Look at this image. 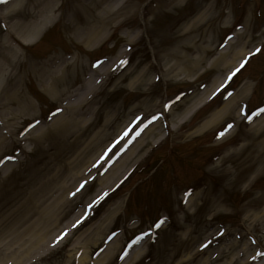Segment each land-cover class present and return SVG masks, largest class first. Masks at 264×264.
Returning <instances> with one entry per match:
<instances>
[{
  "label": "rangeland",
  "instance_id": "374dc122",
  "mask_svg": "<svg viewBox=\"0 0 264 264\" xmlns=\"http://www.w3.org/2000/svg\"><path fill=\"white\" fill-rule=\"evenodd\" d=\"M107 1V38L91 47L68 26L86 28L92 0H50L53 19L38 39L8 37L18 62L4 73L20 74L15 87L33 109L2 107L9 132L26 124L19 143L15 134L0 143V255L17 248L13 234L27 238L28 225L47 222L50 242L16 264H264V127L250 128L264 116V0ZM11 2L0 0V12ZM121 52L106 74L93 73L101 82L76 105L77 126L49 125L72 117L40 90L37 74L61 72L59 88L72 95ZM221 52L234 63L217 62ZM3 82L10 87L0 80V99ZM231 96L228 113L189 134Z\"/></svg>",
  "mask_w": 264,
  "mask_h": 264
},
{
  "label": "bare ground",
  "instance_id": "6f19581e",
  "mask_svg": "<svg viewBox=\"0 0 264 264\" xmlns=\"http://www.w3.org/2000/svg\"><path fill=\"white\" fill-rule=\"evenodd\" d=\"M82 2V1H81ZM22 0H12L10 4H8L5 9L0 12V23L4 26L5 33L4 35L0 38V59H2L3 64L0 66V80H10V87H6V83L3 82L5 85L2 86V90H7L6 93H4L5 96L2 97L1 102H0V143L3 145L6 142V137L12 136L11 134H15V137H13L11 142L12 144H15V142H18V134L20 133L21 130H23L26 121L22 119L16 126L15 128L9 132L6 129V126L2 122L4 120V115L2 107L5 106L6 103H16V109L19 113H23L26 111V109H33L32 108V102L28 99L27 96H23L16 85L17 80L19 81L20 79V74L18 73L17 75L11 74V73H4V70H6L3 65L8 67H13L17 64L18 62V50L17 48L12 47L10 42L8 41V37L14 36L18 38L21 43L25 45H30L33 43L36 39H38L45 27L49 26V22L53 19V5L50 4V0H25L24 4H21ZM109 2L107 0H92L91 8L93 9L92 13V18L91 20L88 21V24L85 25L86 28L83 31H79L77 28H71L68 26L69 30L74 33L75 40L78 42H82L85 46L91 47L92 44H97L101 39L106 38L107 34L105 33V29H107L108 22L110 20V15L113 13V8L110 6L111 4H108ZM83 5H86L85 3L82 2ZM101 29H99V28ZM104 29V30H103ZM126 54L121 52L120 56L115 57L112 60H109L108 63H103L100 64L94 71L90 72L89 75L85 78L86 81L79 87H76L73 89V94L71 95V92L67 94V89H60L59 84L65 81V76L62 75V73H47L45 72L43 75L37 74V84L40 87V90L45 93L47 96L50 98L56 100V101H61L63 103V109H67L66 112L69 113V116L72 117L70 118H60V115L57 117L58 119H61L63 121H56L54 124H49L52 126H58L61 125V127H66L65 124L68 122H74V126L76 127L77 125V119L72 116V114H76L75 112L77 111L78 107L76 106L79 104V102L87 100L93 91L95 90L96 87H98V84L101 82L100 79H95L93 76V73L98 74V76H101V74H106L107 66L111 67L112 65H116L122 57H124ZM240 55L238 51L234 52L233 56ZM226 58L223 57V53L221 52L217 56V62H221L220 64L225 67L227 64H232L234 61V58H232L231 61H225ZM234 63V62H233ZM105 64V68L103 65ZM229 64V65H230ZM213 81L210 84V89L214 88L213 90L215 91L218 87L221 86V81ZM65 84V83H62ZM8 88V89H7ZM10 89V91H9ZM208 89V90H210ZM211 89V90H212ZM212 90V91H213ZM211 93L210 91H207L206 94ZM65 95L64 98H62V95ZM238 98L237 96H231L227 100L223 102V104L214 110L210 114L209 117L206 119L202 120L197 127H195L190 133H195L203 130L204 128H207L210 126L213 122L217 121L221 116L225 115L228 113L232 106V102H237ZM196 103H191L189 104L183 111V116L182 119L183 121L186 120L192 113V110L196 107ZM62 109V110H63ZM62 112V111H61ZM63 113V112H62ZM2 123V124H1ZM48 125V126H49ZM264 127V116L256 118L254 121H252V124L250 128H253L254 131L256 132H261V128ZM64 128H58L59 130H64ZM150 127L146 129L144 132L147 133L149 131ZM130 130V127H127L125 133L121 135L119 140L124 139L128 132ZM151 130V129H150ZM27 133V132H26ZM41 133V132H40ZM39 133V134H40ZM103 133V131H102ZM188 132L184 134V137L187 136ZM143 137V136H142ZM141 139H138L135 144L139 142L140 144ZM134 144V145H135ZM258 144L260 146V150L257 153V156H260L262 153V150H264V137L258 141ZM133 145V146H134ZM5 146L9 147V143H7ZM255 146V144H254ZM1 149H0V154H1ZM131 154V150L129 151ZM226 155V154H225ZM222 155L220 156V159L216 165V167H221L223 162L226 159V156ZM125 157L123 156L122 159ZM93 161V160H92ZM90 162L89 163V169H93L95 167V162ZM231 172L229 167L226 168H221L218 177L219 178H225L229 173ZM77 175H73L72 178H76ZM66 179L64 183L58 184V187H64L66 185ZM201 190L198 192H195L191 197L186 199L187 206L193 202V197H196ZM47 226L49 227V224L42 223L36 225H28V229H25L23 232L24 234H27V238L23 236V234L20 235V237L15 236L14 241H19V244L17 245V248L14 249V244L10 245L9 247H5V250L3 254L0 255V264H16V263H24L28 258H30V252L29 250L33 248V246L41 247L45 246L46 243H48V239H45L46 236H44V233L47 230ZM15 227V226H14ZM67 229L63 228V232H66ZM60 232V231H59ZM55 236H58L55 235ZM24 238V239H23ZM56 241L58 240L55 238ZM50 242V241H49ZM112 252L111 248H105L99 257V259L102 261L104 260L109 253ZM85 257V256H84ZM84 261V260H83ZM81 264V263H78Z\"/></svg>",
  "mask_w": 264,
  "mask_h": 264
}]
</instances>
